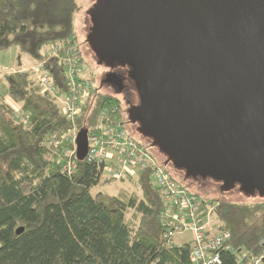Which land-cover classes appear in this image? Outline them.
Masks as SVG:
<instances>
[{
    "label": "trees",
    "instance_id": "1",
    "mask_svg": "<svg viewBox=\"0 0 264 264\" xmlns=\"http://www.w3.org/2000/svg\"><path fill=\"white\" fill-rule=\"evenodd\" d=\"M79 9L76 0H0V52L16 47L37 63L46 46L77 36ZM4 79L20 113L0 94V264H191L189 244H165L159 221L163 197L147 173L134 179L139 193L127 201L121 193H93L101 182H111L102 181L98 165L79 161L77 172L68 175L57 164V153L43 144L48 135L70 127L55 99L42 93L22 67ZM126 101L94 94L82 116L93 104L88 124L82 119L79 128L91 127L104 106L122 107ZM151 152L166 160L158 148L151 146ZM174 176L190 192L209 198L196 190L199 179ZM217 199L218 217L232 232V245L257 250L264 240V203L244 206ZM223 261L235 264V256L225 253Z\"/></svg>",
    "mask_w": 264,
    "mask_h": 264
},
{
    "label": "water",
    "instance_id": "2",
    "mask_svg": "<svg viewBox=\"0 0 264 264\" xmlns=\"http://www.w3.org/2000/svg\"><path fill=\"white\" fill-rule=\"evenodd\" d=\"M88 15L89 49L129 67V121L165 163L264 197V0H97ZM88 146L83 128L79 161Z\"/></svg>",
    "mask_w": 264,
    "mask_h": 264
},
{
    "label": "built area",
    "instance_id": "3",
    "mask_svg": "<svg viewBox=\"0 0 264 264\" xmlns=\"http://www.w3.org/2000/svg\"><path fill=\"white\" fill-rule=\"evenodd\" d=\"M81 44L74 35L62 42H53L42 52V59L31 69L41 92L55 99L61 114L70 127L48 135L44 145L54 150L57 164L63 173L77 172V137L80 120L88 124L94 110L92 104L87 117L82 116L97 92L81 66ZM53 69V71H52ZM119 104H110L96 114L88 131V153L85 161L94 163L107 173L111 182H130L147 173L151 184L163 197L159 221L166 246L190 245L191 264H224L223 255L235 256V264H264V240L257 250L235 248L232 232L219 220V201L190 192L170 172V166L160 161L146 144L130 133ZM190 235V241L176 244L175 237Z\"/></svg>",
    "mask_w": 264,
    "mask_h": 264
},
{
    "label": "rangeland",
    "instance_id": "4",
    "mask_svg": "<svg viewBox=\"0 0 264 264\" xmlns=\"http://www.w3.org/2000/svg\"><path fill=\"white\" fill-rule=\"evenodd\" d=\"M77 6L81 7V9L77 10L75 12L74 16V28L75 32L77 34V39L81 43V47L83 48L84 53V62L81 64L83 68V75L90 79L92 82L93 87L98 86L97 76L100 75V70L97 67L96 63L91 58L92 52L88 47V44L86 42V36L88 34L89 26H90V20L88 15V10L92 7V3L94 0H76ZM30 58L28 55L21 54L19 49L16 47L10 48L6 51L0 52V94L5 96L7 102L9 101V105L14 107L17 113H20V106L17 103H14L12 100L8 98L7 95V82L4 79L5 73L15 72L18 68L27 65V59ZM33 62V61H32ZM36 64V63H35ZM34 66V65H33ZM23 68V67H22ZM31 67H27L24 70L28 71L31 69ZM31 73V72H30ZM129 86V85H128ZM127 86V87H128ZM134 88V84L131 82L130 89ZM126 96L128 94H125ZM124 95V96H125ZM7 96V97H6ZM122 96H119V99L122 100ZM131 103H135L134 97L130 96L128 98ZM127 102V101H126ZM127 104H129L127 102ZM137 139H141L142 142L148 143V141L145 138H142L141 134L138 133L137 135H134ZM170 166V165H169ZM172 169V167L170 166ZM169 168V170H170ZM183 172L179 171L178 169H172V174L178 175L182 174ZM109 176L108 174H104L102 176V181H110L108 180ZM184 178V177H183ZM138 179V178H136ZM135 179V180H136ZM184 180H186L184 178ZM197 183L196 190H199L202 194L208 195L212 199H216L218 201L217 197H224L226 199H230L234 201L237 204L249 206L256 203H264V197L259 196L258 194L254 196H248L246 195L240 188H234L230 192H222L219 190V184L212 183V182H206L201 183L198 181H195ZM101 182L95 189H92V192L95 193L96 191H104L109 194H122L123 198L127 201L132 195H134L135 192H138V187L135 185V181L132 180L130 182H105V184H102ZM131 209L127 210L126 216L129 218L131 216ZM176 244H181L184 241H190V235H181L175 237Z\"/></svg>",
    "mask_w": 264,
    "mask_h": 264
},
{
    "label": "flooded vegetation",
    "instance_id": "5",
    "mask_svg": "<svg viewBox=\"0 0 264 264\" xmlns=\"http://www.w3.org/2000/svg\"><path fill=\"white\" fill-rule=\"evenodd\" d=\"M96 1L97 0H94L92 5ZM89 20H90V18H89ZM91 58L93 59V61L96 63L97 67L100 70V75L97 76L98 86L96 88L94 87V90L98 94H101V95H109V96L118 97V98H119V96H122L123 101H126L130 96H132V98L134 97L135 103H131V104H136L137 103L136 89H135V87L133 89H130L132 81L128 77L129 67L125 66V65L108 67L105 64L99 63L98 59L95 57V55L93 53H92ZM113 76H117L119 78V80L121 82L122 90H119V85L117 83H115V81L113 80ZM125 94H128V95L126 96ZM130 102H128L129 104H126L125 102L122 103V111L125 114L126 127L129 129L131 134L137 135L139 133L138 132V125L130 122L129 121V115L127 114V111L129 109V106H130ZM181 176L185 178V173H182ZM197 181L201 182V183L212 182L208 179H199ZM212 183L219 184V190L222 191L221 190V185H222L221 183L214 182V181ZM235 188H239V186H236Z\"/></svg>",
    "mask_w": 264,
    "mask_h": 264
},
{
    "label": "crops",
    "instance_id": "6",
    "mask_svg": "<svg viewBox=\"0 0 264 264\" xmlns=\"http://www.w3.org/2000/svg\"><path fill=\"white\" fill-rule=\"evenodd\" d=\"M33 60L31 59V58H28L27 59V65H25V66H22L23 67V69H25V68H27V67H31V66H33V65H35V62L33 61ZM0 77H2V75H0ZM7 97V96H6ZM8 98L10 99V100H12L9 96H8ZM7 100L8 99H6V102H7ZM13 101V100H12ZM14 102V101H13ZM8 104H9V101L7 102ZM15 103V102H14ZM14 108V107H13ZM15 109V108H14Z\"/></svg>",
    "mask_w": 264,
    "mask_h": 264
},
{
    "label": "bare ground",
    "instance_id": "7",
    "mask_svg": "<svg viewBox=\"0 0 264 264\" xmlns=\"http://www.w3.org/2000/svg\"><path fill=\"white\" fill-rule=\"evenodd\" d=\"M104 174H106V173L102 171V176H103ZM108 180H110V179L108 178Z\"/></svg>",
    "mask_w": 264,
    "mask_h": 264
}]
</instances>
